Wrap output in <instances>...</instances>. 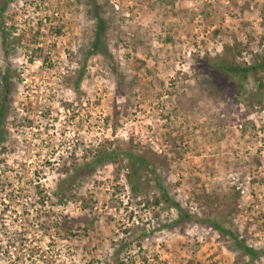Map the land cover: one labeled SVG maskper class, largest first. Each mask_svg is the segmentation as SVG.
Wrapping results in <instances>:
<instances>
[{
  "label": "rangeland",
  "instance_id": "374dc122",
  "mask_svg": "<svg viewBox=\"0 0 264 264\" xmlns=\"http://www.w3.org/2000/svg\"><path fill=\"white\" fill-rule=\"evenodd\" d=\"M95 1L0 14V264H264V68L223 80L198 63L261 62L264 0ZM113 146L144 153L135 189L122 155L65 179ZM149 168L192 220L174 222Z\"/></svg>",
  "mask_w": 264,
  "mask_h": 264
},
{
  "label": "trees",
  "instance_id": "16d2710c",
  "mask_svg": "<svg viewBox=\"0 0 264 264\" xmlns=\"http://www.w3.org/2000/svg\"><path fill=\"white\" fill-rule=\"evenodd\" d=\"M6 0H0V14L3 12V8L5 7ZM93 7L98 8V5L96 4V1L93 0ZM94 8V10H95ZM262 18L264 19V15H262ZM96 35L95 39L92 43L91 50L89 52H96L97 45L100 43V37L103 30H105V22L102 16L96 15ZM0 31L1 35L4 38H6L7 33L4 31L3 22L0 20ZM231 50L228 51V57L226 54L223 56H215V57H202V59H199L198 63L201 67L204 66L208 72L213 68H217L220 70L223 80L229 79L230 77L234 76L237 79L241 76V74H247L249 71H256L260 68H264V59H261V62L255 61L252 64L246 65V66H239L236 65L234 62V56L236 53H233V48H229ZM101 53H106V49L104 48V51H99ZM229 56H232L229 58ZM264 58V57H263ZM202 62V63H200ZM197 63V64H198ZM215 63V64H214ZM236 79V80H237ZM9 95H10V88H9V82H8V72L4 73L3 76L0 79V136L2 134V128L4 125V120L6 118V113L8 111L9 107ZM112 146V145H111ZM122 155V159L127 162V168L128 171L126 173L127 180L129 184H131V188L135 189L133 184L134 175L137 173L139 168H148L149 163L144 155V153L134 151L128 147H111L110 149L104 148L103 150H95L92 152V157L89 160H86L87 156H85V161L83 163H74L71 165L73 168V171L71 174H68L65 179H71L74 175L79 177H84L86 174L90 173L93 168L96 165L103 164L105 162H112L114 157H118ZM148 166V167H147ZM150 173L152 174L151 177L148 178V180H153L155 182V187L158 190L160 194V198L166 202L171 204L176 211L178 217L174 220V222L178 223L182 219L185 220H192L193 215L188 213L187 211H184L183 208L180 206V204L171 198L169 195V192L166 191L164 183L160 181L157 178V174L154 168H149ZM61 185V187H60ZM61 189L59 193L61 196H64V189L61 184L59 183L58 188ZM211 225H213L217 230L223 231V227L219 223H215L213 221H209ZM236 246L242 250L245 254L253 256L254 254L258 252H263L262 249L255 250L252 247L246 246L244 244L237 243ZM93 262V259L89 261V263ZM116 262V260H115ZM88 263V264H89ZM90 263V264H91ZM118 264H123L122 262L118 261Z\"/></svg>",
  "mask_w": 264,
  "mask_h": 264
},
{
  "label": "built area",
  "instance_id": "2783aa9c",
  "mask_svg": "<svg viewBox=\"0 0 264 264\" xmlns=\"http://www.w3.org/2000/svg\"><path fill=\"white\" fill-rule=\"evenodd\" d=\"M34 64H35V67H39V65H40V63H38V62H34Z\"/></svg>",
  "mask_w": 264,
  "mask_h": 264
}]
</instances>
